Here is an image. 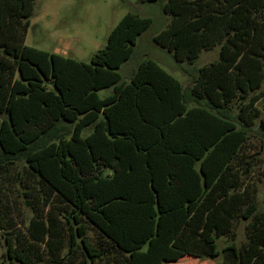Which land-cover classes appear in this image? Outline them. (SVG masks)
Masks as SVG:
<instances>
[{
  "label": "trees",
  "instance_id": "obj_1",
  "mask_svg": "<svg viewBox=\"0 0 264 264\" xmlns=\"http://www.w3.org/2000/svg\"><path fill=\"white\" fill-rule=\"evenodd\" d=\"M35 1L0 0V172L23 160L28 177L18 172L19 182L39 195L26 194L27 225L1 212L0 197V264H159L163 243L196 260L222 254L223 264H264L257 159L247 149L264 98V0H142L171 16L153 40L177 63L193 66L220 46L218 59L183 89L180 120L150 110V102L173 103L177 90L153 60L128 78L120 72L150 18L127 13L85 63L25 45ZM161 119L177 122L164 129ZM198 120L220 121L215 139L185 138ZM260 129L264 135V120ZM165 150L199 159L207 190L182 224L170 216L160 242L159 202L179 201L169 187H153V155ZM242 222L247 241L239 245ZM222 238L228 244L219 250ZM149 245V254L135 255Z\"/></svg>",
  "mask_w": 264,
  "mask_h": 264
},
{
  "label": "rangeland",
  "instance_id": "obj_2",
  "mask_svg": "<svg viewBox=\"0 0 264 264\" xmlns=\"http://www.w3.org/2000/svg\"><path fill=\"white\" fill-rule=\"evenodd\" d=\"M161 8L159 2L142 3V0H36L25 45L89 63L92 56L105 47L109 34L127 13L132 12L141 17H148L153 21L152 26L138 38L133 57L123 65L120 72L128 78L140 61L144 59L153 60L164 72L170 74L173 79L175 78L177 90L176 95L173 97V103L150 102V110L154 115L180 114L175 117L176 120H180L186 115V110L182 111L184 106L179 102L183 89L192 84L198 75L199 69L218 59L220 46L202 51L193 66L177 63L172 54L161 49L153 40V34L165 28L171 20V16L164 15ZM156 90L159 92L158 88ZM145 93H148V89L145 90ZM101 95L103 96L105 93L102 92ZM258 106L261 109V117L249 134L247 149L249 155L256 156L257 159L254 175L258 188L257 200L259 211L264 212V135L260 129V121L264 120V98ZM198 121L186 127L185 138L189 136L194 138L195 136L201 139L213 140V137L215 139V132L220 121L216 120V123L206 125V127L203 126L205 120ZM176 122L174 121V123ZM159 123L162 124L164 129L175 125L174 123L173 125L168 124L164 119H161ZM205 128L211 130V137H209V134L203 133ZM197 151L195 150L193 153ZM167 154L165 150L164 153L155 151L153 155V187L159 193L170 188L169 190L172 191L171 200L173 202L179 201L174 206L168 205L164 201L159 202L160 216L155 240L160 242L171 231L170 216H173L182 224L207 190V182L201 171L199 159L191 158L187 154L184 156ZM165 164L167 168H171L170 172H167ZM25 168V162L17 160L15 165L11 166L9 175L0 172V197L4 202L1 212L20 216L24 224L27 225L33 216V211L29 206V197L26 194L30 193L35 199H37L35 196L38 197L39 195L36 191L33 193L34 196L29 188L26 189L25 184L19 182L18 172L27 181L28 175L24 172ZM198 174L202 176V181ZM197 176H199L198 180ZM247 223L242 222L237 228V242L239 245L247 241ZM154 244L157 245V243ZM227 244V238L220 239L218 241L219 250H222ZM149 248L150 245L135 255L149 254ZM166 248L167 243H163V250H165L163 253L166 257L163 260L161 259L162 261L159 264L224 263L222 254L215 260H196L186 257L170 247V252H167ZM2 252L3 250H0V259ZM140 258H135L138 263H140Z\"/></svg>",
  "mask_w": 264,
  "mask_h": 264
}]
</instances>
